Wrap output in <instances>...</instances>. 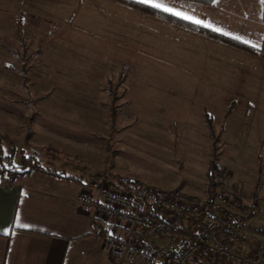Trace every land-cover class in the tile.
Instances as JSON below:
<instances>
[{
	"label": "rangeland",
	"instance_id": "obj_1",
	"mask_svg": "<svg viewBox=\"0 0 264 264\" xmlns=\"http://www.w3.org/2000/svg\"><path fill=\"white\" fill-rule=\"evenodd\" d=\"M262 1L181 7L198 25L252 45L258 55L185 28L172 34L173 25L131 5L166 24L136 18V30H145L116 40L58 39L78 34L57 33L41 19L32 31L7 24L0 140L11 151L32 134L62 132L92 145L104 179L99 191L110 187L108 175L200 198L213 191L233 202L251 239L264 238ZM254 201L255 216L244 220Z\"/></svg>",
	"mask_w": 264,
	"mask_h": 264
},
{
	"label": "crops",
	"instance_id": "obj_2",
	"mask_svg": "<svg viewBox=\"0 0 264 264\" xmlns=\"http://www.w3.org/2000/svg\"><path fill=\"white\" fill-rule=\"evenodd\" d=\"M152 4L196 24L181 7L208 8L195 3L183 5L179 0H157ZM136 18L141 24L163 22L114 0H0V41H4L0 49H7V24L32 31L41 19L57 33L78 34L58 39L116 40L131 39L138 30H145H136ZM169 28L172 34L183 30ZM45 131L44 139L38 133L30 136L38 137L39 143L26 137L23 146H15L19 152L18 156L14 154L13 162L18 172L0 179V264H138L142 259L129 253L112 259L104 237L96 233L94 225L100 222L124 237L132 234L131 228L86 211L77 203V197L88 191L97 199L104 182L96 174V159H92L96 152L88 149L92 145L62 132ZM2 145L10 155L11 151ZM98 170L101 172L100 167Z\"/></svg>",
	"mask_w": 264,
	"mask_h": 264
},
{
	"label": "built area",
	"instance_id": "obj_3",
	"mask_svg": "<svg viewBox=\"0 0 264 264\" xmlns=\"http://www.w3.org/2000/svg\"><path fill=\"white\" fill-rule=\"evenodd\" d=\"M9 174L0 168V179ZM77 203L131 228L124 237L95 223L114 260L124 253L145 256L149 246V258L157 264H264V238L251 239L227 196L200 198L142 185L101 189L97 199L88 191Z\"/></svg>",
	"mask_w": 264,
	"mask_h": 264
},
{
	"label": "trees",
	"instance_id": "obj_4",
	"mask_svg": "<svg viewBox=\"0 0 264 264\" xmlns=\"http://www.w3.org/2000/svg\"><path fill=\"white\" fill-rule=\"evenodd\" d=\"M116 1H120L121 3H125L127 5H131L135 8H137L138 10L146 13V14H150L152 16L155 17H159L162 20L168 22L169 24L176 26V27H180V28H185L187 30H190L194 33H198L202 36H205L207 38H210L212 40L221 42L225 45H228L230 47L236 48L238 50L244 51L246 53L249 54H253V55H258L260 53V50L252 45H249L239 39L215 32L212 29L209 28H205L201 25L198 24H194V23H190L187 22L185 20H182L178 17H176L173 14L167 13L165 11L156 9L154 7H151L149 5H145L142 3H138L135 1H131V0H116ZM184 2H188V3H196V4H200V5H206V6H212L214 5L218 0H181ZM262 20L264 23V0L262 1ZM264 56V54H263ZM14 154H15V149L11 150V154L7 155L5 153V150L3 148L2 142L0 140V168H1V172L3 174H16L18 172V169L16 168V166L14 165ZM217 169V165L215 164V161L211 162L210 165V187H212V189H215L217 187L216 183H215V178L213 175V171ZM72 178V177H69ZM107 180L109 182V185L111 188L116 189V190H121V189H127L131 186L133 187H138V186H142V183H139V181H132V180H128V179H122L119 178L117 175H108L107 176ZM213 191H211V195H213ZM257 208V202L254 201L253 205L251 207H249V209H247L249 211V215L244 219V220H249L252 217L255 216V211ZM153 216L157 217V215L153 212H151ZM264 232V231H263ZM147 253L146 255L143 257L145 258V261L147 262V264H157L155 262H152L149 258V254L153 251L152 248H150L149 246L146 247ZM165 264V263H164Z\"/></svg>",
	"mask_w": 264,
	"mask_h": 264
},
{
	"label": "snow or ice",
	"instance_id": "obj_5",
	"mask_svg": "<svg viewBox=\"0 0 264 264\" xmlns=\"http://www.w3.org/2000/svg\"><path fill=\"white\" fill-rule=\"evenodd\" d=\"M141 2L142 3H146V4H152V0H141ZM152 6H154V7H160V5H158V4H152ZM165 11H170L169 9H164ZM176 15H179V13H176ZM186 19H187V17H185ZM197 23H199L198 21H197ZM217 31H218V29H217Z\"/></svg>",
	"mask_w": 264,
	"mask_h": 264
}]
</instances>
